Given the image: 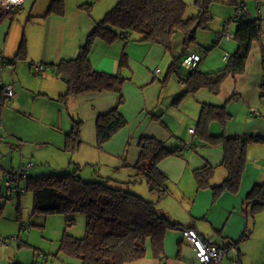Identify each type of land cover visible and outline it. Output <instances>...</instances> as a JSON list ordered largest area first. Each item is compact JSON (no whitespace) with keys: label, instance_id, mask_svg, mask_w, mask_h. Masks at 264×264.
<instances>
[{"label":"crops","instance_id":"1","mask_svg":"<svg viewBox=\"0 0 264 264\" xmlns=\"http://www.w3.org/2000/svg\"><path fill=\"white\" fill-rule=\"evenodd\" d=\"M37 1L34 0L33 2L36 3ZM231 1L236 4L235 6L232 5L234 14L236 9L241 6L242 11L245 14L247 13L249 18L254 17L251 10L243 2ZM22 6H24V3ZM257 9L259 10L260 7ZM47 12L43 17L38 14V17L50 19L48 14L52 13ZM30 13H34V8ZM233 17L234 15L231 18ZM84 20L82 18L83 22ZM95 22L97 21L92 19L91 22H86L85 31L88 32L87 36L94 27ZM234 25L235 23L230 22V20L225 23L223 30L216 33L217 41L212 43V47L208 48L210 50L214 48V54L206 56L203 53L207 49L203 47H200L201 50L199 51H197L198 48H189L190 46L185 49L182 33V38L177 43H175L174 37L178 33L173 36L170 52L158 45L133 41V38L127 41L116 39L110 44L102 40H95L89 53L91 67L100 72L118 74L125 78L122 89L123 103L119 111L125 119L126 125L101 147L97 146L96 118L114 108L117 101L115 94L110 92H88L63 98L61 95L66 93V86L64 89L50 78H36L38 75L36 76L31 72L32 75L28 74L27 70L20 72V80H16L13 77L14 69L9 72L7 68L9 65L4 64V67H1L0 62L1 71L5 68L4 73H12L11 76H0V124L2 126L0 128V141L11 138L16 142L14 145L8 144L15 151L12 155L10 167L4 170L0 165L3 172L0 195H2V192L4 194V181L8 173L17 172L27 164H32L27 169L26 174L28 176L38 175L30 172L34 167L32 159H34V162H39L36 160L37 150L41 149L39 147L48 144L41 143L42 145H39L35 143L33 148H36L33 150L24 148L22 144L24 143V135L10 133L5 127L4 123L8 121L6 117L9 118V113L15 115L14 120H17L15 117L23 120V117L30 118L34 123L33 130L46 134L44 136L46 137L45 142H52L57 148L48 152L49 160L54 159L56 155H59L61 162L63 159H67V163L62 167L66 168L63 169L66 171H72L74 167H78L80 173L81 171L86 173V170H81L85 166L84 168H88L89 174L86 176L89 181L103 177L125 182L131 171L130 166L136 164L139 159V143L143 137L154 138L165 143L171 149L182 143H191V147L184 150L180 156L168 157L158 166L167 180V196L158 201L157 197L149 192L144 180L131 187L133 191L142 192V194L139 193L141 197L156 202L158 211L176 225L174 229H170L165 234L164 253L161 259L153 257L151 251L148 250L145 258L131 264H199L183 237L181 231L183 228L195 230L203 239L216 246L226 244L235 246L237 255L229 253L220 264H247L249 262L247 242L252 240L254 234V225L250 223L249 218V216L253 217L254 215L250 211L251 205L248 197L251 189L263 182L264 164H260V162L263 161L264 163V159L255 157L256 166L253 167L252 176L247 175V166L244 167L238 187L234 192L217 191L216 187L221 186L228 178L226 169L221 166L225 156L224 148L221 144H207L198 137L196 131L205 105L222 106L226 112L225 120L222 122L213 119L208 122L206 125L207 133L213 135V137L222 135L227 138L234 136L264 138V117L251 114L252 108H258L262 113L259 105L262 104L260 84L262 81L261 65L264 56V26L261 25V36L259 40L253 41L250 49V54L255 64L257 63V71H255L252 78H246L250 76H246L247 69L244 66L245 70L242 74L236 75V77H226L216 93H212L207 88H200L194 92L183 94L186 85L180 80L191 71L179 67L181 58L190 54H199L202 57L196 69L200 72H213V70H216L215 68H220L226 64L229 55L235 53L237 43L232 38L229 40L220 38L219 34L226 30L233 36L234 29H236ZM84 40L86 41L84 35H76L74 41H69L65 45H58L49 57H42L39 64L31 60L29 70L36 74L51 73L55 76L56 66L61 61L74 59L80 47L85 43ZM231 40L234 42H224ZM26 50L23 59L26 58ZM173 50L180 54L179 58L171 53ZM123 54L127 57V65L120 67L119 61ZM173 63L174 66L170 69ZM13 66L15 67L16 64ZM179 69L181 72L183 70L181 76L180 73L178 75L175 72ZM174 72L177 75L176 85H174V82H170L169 79ZM171 79L173 78L171 77ZM15 81H18L17 84ZM62 81L65 82V80ZM4 86L13 88L14 95L12 98L7 99L4 97L2 91ZM181 95L183 96L179 99ZM36 101L40 102V106L35 108ZM79 121L82 122L80 126L81 144L75 152L71 153L65 149V139L74 122ZM191 129L194 130V134L189 133ZM28 141L25 138V142ZM258 143L264 144V141ZM250 144L247 146L246 152L248 147H252ZM258 145L256 146L257 152L258 149H264V146ZM61 148L64 151L57 153ZM17 152L18 157L16 156ZM40 156L43 157V155ZM14 160L18 161V167L13 163ZM206 165L213 168V176L209 187L201 189L196 183L195 172ZM15 167L16 169H14ZM56 171H53V173H56ZM79 175L81 176V174ZM23 197L21 194L18 197H11L10 200L16 198L21 203ZM262 210H264V207ZM16 212L19 216L21 215L19 205ZM0 214H2L1 211ZM20 223V233L29 235L30 230L27 224ZM17 226L16 224L15 229ZM26 228L27 231H24ZM15 239L20 240L18 248L27 245L26 242L21 241L19 236ZM4 247L6 248L7 244H0V248ZM1 258L3 264L17 262L15 259H9L7 254H2Z\"/></svg>","mask_w":264,"mask_h":264},{"label":"trees","instance_id":"2","mask_svg":"<svg viewBox=\"0 0 264 264\" xmlns=\"http://www.w3.org/2000/svg\"><path fill=\"white\" fill-rule=\"evenodd\" d=\"M210 1L196 0L198 14L185 18L187 6L182 0H118L100 21L95 22L77 56L74 59L61 61L56 66V76L63 77L66 82L67 91L61 95L63 98L88 92H110L117 96L114 108L96 118L98 147L126 125L119 111L123 103L122 89L125 78L118 74L100 72L91 67L89 53L93 42L102 40L110 44L116 39L127 41L133 38V41L147 42L170 51L175 33H182L183 47L186 49L195 43L196 29L205 28L211 18L208 12ZM232 5L236 4L232 3ZM91 7L92 5H83L80 8L88 12ZM47 13L63 15L62 0H52ZM5 15L9 14L0 12V20ZM230 22L236 25L232 38L237 43L235 53L229 55L226 65L216 72L204 73L197 70L188 72L180 80L186 85L183 94L200 88H207L212 93H216L226 77H236L244 72L251 45L261 36V23L258 19L249 18L247 13L242 11L241 6L236 9ZM25 50L26 40L23 38L14 59L2 58L1 67H4V64L15 65V60L25 57ZM119 65L120 67L127 65L125 54L122 55ZM173 66L174 63L170 69ZM261 67L260 100L264 103V56ZM259 116L264 117V114ZM225 118L224 107L205 105L196 133L209 145L223 146L225 156L221 166L226 169L228 178L221 186L216 187V190L234 192L245 167L247 146L251 142H263L264 138L256 136L227 138L222 135L213 137L207 133L208 122L213 119L223 122ZM81 123V121L74 122L71 131L66 135L65 149L68 152H75L81 144ZM190 147L191 143H182L171 149L161 141L143 137L139 143V159L136 164L130 166L127 182L103 177L86 181L79 175L80 169L74 167L72 171L63 170L56 174L37 176L26 174L23 180L26 185L25 191L33 195V214L62 215L67 218L66 224L72 225L75 220L70 219V216L78 213L84 215V236L75 238L64 232L59 245V252L80 259L81 264H131L145 258L148 250L153 257L161 259L164 253L165 234L176 225L158 211L156 202L147 201L136 195L129 189V185L144 180L149 192L155 195L158 201L164 198L167 196L168 186L165 176L158 168L159 164L168 157L180 156ZM11 173L16 172L7 175ZM212 176L213 168L208 165L196 171L195 180L198 187L201 189L209 187ZM2 196L4 195H0V198ZM10 198L5 197L6 200ZM248 199L253 215L262 210L264 182L251 189ZM1 209L0 206V211Z\"/></svg>","mask_w":264,"mask_h":264},{"label":"rangeland","instance_id":"3","mask_svg":"<svg viewBox=\"0 0 264 264\" xmlns=\"http://www.w3.org/2000/svg\"><path fill=\"white\" fill-rule=\"evenodd\" d=\"M33 1L34 0H25L24 6H22L17 13L5 15L3 19L0 20V61L2 58L14 59L21 41L25 38L27 47L26 58H18L15 60L16 66L7 67L8 71L11 72L14 69L15 73L13 74V77L16 80H20L19 73L27 70L28 74L32 73L36 76L38 75L36 78L40 79L43 77L53 79L55 83L65 89L66 83L62 81V77H56V75L53 76L51 73L36 74L30 71V61L32 60L39 64L42 57H49L51 52H53L58 45H65L68 44L69 41H74V37L78 34L84 35L86 39L88 34V32L86 33L85 31L86 22H91V19L100 21L104 15L114 7L118 0H62L64 5V15L61 16L55 13L48 14L50 19L42 17L48 11L52 0H38L36 3ZM182 1L187 6L185 18H190L198 14L199 10L196 6V0ZM230 1L231 0H211L209 2L208 12L211 18L207 22L205 28L196 29V43L190 45L189 48H198L197 51H199L201 50L200 47H203L204 49L210 50L208 48L212 47V43L217 41L216 33L222 31L225 23H227L230 20L229 18L234 15V7ZM234 1L243 2L253 13V18L258 19L261 25L264 26V0ZM83 5H92V7L89 8L90 10L87 12L80 8ZM257 5L260 7L259 10L257 9ZM33 8L34 13H30ZM38 14L42 17H38ZM82 18L85 19L84 22L82 21ZM234 27L236 26L234 25ZM174 38L175 43H177L181 40L182 34L178 33ZM224 42L233 43L234 41L231 40ZM171 53H174L177 58L180 56V54L176 53L174 50L171 51ZM250 53L249 58L247 59L248 61L246 62V76L248 75L250 77L246 78H252L255 71H257V63L255 64V61ZM167 54L169 55L170 53ZM212 54H214V48L208 52L204 51L203 53L204 56ZM225 65L226 64L222 65L220 68H215L216 70H213V72L222 69ZM4 70L5 68L2 71L0 70L1 77L6 75L11 76L12 73L6 74L3 72ZM175 72L178 73V75L180 73L181 76L183 70L181 72L179 69ZM175 72L171 74L173 79H171V77L169 78L170 82H174V85H176L177 81V75ZM15 82L17 84L18 81ZM36 106H40L39 101H36L35 108ZM259 106L261 107L260 109L262 113H264V103ZM8 116L9 118L6 117L8 121H5L4 123L7 131L10 133L24 135V137L29 140L26 143L24 138V143H22L24 148L33 150L36 148H33L35 143L39 145H42L41 143H48L45 146L39 147L41 149L37 150L38 154L36 160L39 162H34V159H32V163L34 165V167L30 170L32 174L39 175L47 172L50 174H56L58 171L66 169L62 167L65 163H67V159H63L61 162L59 155H56L54 159L50 157L52 160L48 159V152L54 151V149L56 150L57 148L52 142H45L46 137L44 136H46V134L38 133V131L33 130L34 123L30 118L23 117V120L19 119V117H15L17 120H14L15 115L9 113ZM1 127L2 126L0 124V128ZM5 139L6 140L0 141V165L4 168V170L10 167L12 155L13 152H15L13 147L8 144L14 145L16 143L14 139ZM250 145L252 147H248L246 152V162L244 164V166H247L248 176L253 175V167L256 166L255 157L257 156L258 159H264V149H258V152L256 149L257 145L264 146V144L253 142ZM60 151H64L63 148H61L57 153ZM16 154L18 157V152ZM40 155H43V157L41 158ZM58 157L60 161L58 160ZM13 163L16 167H18L19 164L17 160H14ZM260 164H264L263 161H261ZM16 167L14 169H16ZM84 167L85 166H83L81 170H86V173L81 171L80 174L84 180H88L89 178L86 176L89 174L88 168ZM53 171H56V173H53ZM2 175L3 172L0 168V184H2ZM125 181H129V178L127 177ZM262 181L264 182V178ZM20 184L22 188H25V181H22ZM135 184L136 183L130 184L129 189L137 195L138 192H136V190L133 191L131 188ZM139 193L142 194V192ZM139 193L138 196L140 195L141 197V194ZM22 197L21 203L16 198L12 200H6L4 196L0 198V206L2 207V214H0V240H5V245L7 244L6 248H0V264H3L1 258L2 254H7L9 259H15V261H17L15 262L16 264H81L80 259L59 252V245L64 232L74 236L75 238H82L84 236V215L80 213L74 214L69 217L70 219L75 220L73 225L68 223L66 224L67 218L62 215L33 214V195L31 192L25 191L22 194ZM142 198L147 201L154 202L149 198H144L143 196ZM18 205L20 206L22 216H19L18 212H16ZM249 218L250 223L254 225V234L251 238L252 240L247 242V252L249 254V262L247 264H264V210H260L255 213L253 217L249 216ZM20 222L27 224L30 230L29 235L26 233H20ZM16 224L18 226L15 229ZM17 236L20 237L21 241L26 242L27 245L18 248L20 240L15 239Z\"/></svg>","mask_w":264,"mask_h":264},{"label":"built area","instance_id":"4","mask_svg":"<svg viewBox=\"0 0 264 264\" xmlns=\"http://www.w3.org/2000/svg\"><path fill=\"white\" fill-rule=\"evenodd\" d=\"M25 0H0V12L3 14L17 13ZM220 38L231 39L233 36L226 30L219 34ZM202 57L199 54L185 55L179 62V67L194 72L197 69ZM4 97L10 99L13 97L14 92L11 86L3 87ZM251 114L258 116L261 114L258 108H252ZM264 114V113H263ZM190 134H194V130H189ZM32 164H27L16 173H11L6 176L4 181V196L5 197H18L25 192V188H22L20 181L25 180L27 169ZM24 228V227H23ZM27 231V228L24 230ZM183 237L193 251L199 264H220L224 257L229 253L237 255V249L232 244H226L223 246H216L213 243L203 239L195 230L191 228L181 229ZM0 244H5V240H0Z\"/></svg>","mask_w":264,"mask_h":264},{"label":"water","instance_id":"5","mask_svg":"<svg viewBox=\"0 0 264 264\" xmlns=\"http://www.w3.org/2000/svg\"><path fill=\"white\" fill-rule=\"evenodd\" d=\"M62 80H64V79H62Z\"/></svg>","mask_w":264,"mask_h":264}]
</instances>
